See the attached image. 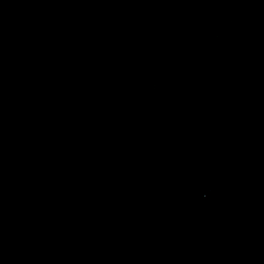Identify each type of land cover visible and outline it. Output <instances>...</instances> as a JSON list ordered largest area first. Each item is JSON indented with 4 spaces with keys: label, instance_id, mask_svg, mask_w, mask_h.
<instances>
[{
    "label": "water",
    "instance_id": "water-1",
    "mask_svg": "<svg viewBox=\"0 0 264 264\" xmlns=\"http://www.w3.org/2000/svg\"><path fill=\"white\" fill-rule=\"evenodd\" d=\"M0 264H264V0H0Z\"/></svg>",
    "mask_w": 264,
    "mask_h": 264
}]
</instances>
